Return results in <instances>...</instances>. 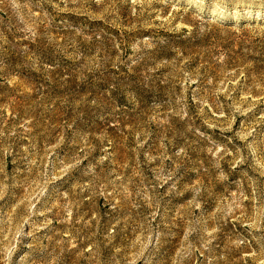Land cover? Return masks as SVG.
Segmentation results:
<instances>
[{
	"label": "rangeland",
	"instance_id": "374dc122",
	"mask_svg": "<svg viewBox=\"0 0 264 264\" xmlns=\"http://www.w3.org/2000/svg\"><path fill=\"white\" fill-rule=\"evenodd\" d=\"M0 264H264V0H0Z\"/></svg>",
	"mask_w": 264,
	"mask_h": 264
}]
</instances>
